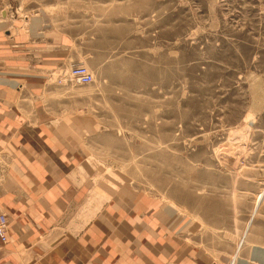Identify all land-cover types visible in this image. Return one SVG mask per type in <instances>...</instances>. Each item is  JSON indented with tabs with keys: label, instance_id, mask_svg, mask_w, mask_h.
<instances>
[{
	"label": "rangeland",
	"instance_id": "1",
	"mask_svg": "<svg viewBox=\"0 0 264 264\" xmlns=\"http://www.w3.org/2000/svg\"><path fill=\"white\" fill-rule=\"evenodd\" d=\"M31 19L69 60L0 65L68 89L55 114L87 197L143 198L213 264H264V0H0V50Z\"/></svg>",
	"mask_w": 264,
	"mask_h": 264
},
{
	"label": "crops",
	"instance_id": "2",
	"mask_svg": "<svg viewBox=\"0 0 264 264\" xmlns=\"http://www.w3.org/2000/svg\"><path fill=\"white\" fill-rule=\"evenodd\" d=\"M34 21L23 28L24 40L14 26V52L1 49L0 63L69 60L63 37L52 40L54 29ZM7 74L0 65V215L9 218L12 236L9 245L0 243V264H213L181 229L167 226L162 206L138 197H87L84 166L72 162L73 139L55 114L62 100L55 94L67 88L23 91L12 78L20 74Z\"/></svg>",
	"mask_w": 264,
	"mask_h": 264
},
{
	"label": "built area",
	"instance_id": "3",
	"mask_svg": "<svg viewBox=\"0 0 264 264\" xmlns=\"http://www.w3.org/2000/svg\"><path fill=\"white\" fill-rule=\"evenodd\" d=\"M71 76L75 79L79 84H89L93 81L92 74L88 71L85 66H75L72 69ZM7 219L5 216L0 217V239L3 241L7 240Z\"/></svg>",
	"mask_w": 264,
	"mask_h": 264
},
{
	"label": "bare ground",
	"instance_id": "4",
	"mask_svg": "<svg viewBox=\"0 0 264 264\" xmlns=\"http://www.w3.org/2000/svg\"><path fill=\"white\" fill-rule=\"evenodd\" d=\"M86 68H87V67H86ZM87 69H88V68H87ZM88 71H89V70H88ZM89 72H90V71H89ZM90 73H91V72H90ZM91 74H92V73H91ZM92 76H93V75H92ZM72 80H73L75 83L79 84L75 79H73V77H72ZM92 82H93V81H92ZM92 82H91V83H92ZM89 84H90V83H89ZM79 85H86V84H79ZM258 251H259V250H256L257 253H258ZM256 258H257V257H256ZM256 258H255V259H256Z\"/></svg>",
	"mask_w": 264,
	"mask_h": 264
}]
</instances>
